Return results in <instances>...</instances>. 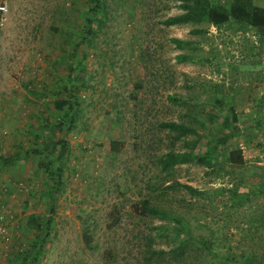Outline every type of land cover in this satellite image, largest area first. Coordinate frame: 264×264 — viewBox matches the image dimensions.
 I'll return each mask as SVG.
<instances>
[{
  "label": "rangeland",
  "instance_id": "374dc122",
  "mask_svg": "<svg viewBox=\"0 0 264 264\" xmlns=\"http://www.w3.org/2000/svg\"><path fill=\"white\" fill-rule=\"evenodd\" d=\"M99 1L87 33V0H0V213L9 235L0 264H15L32 239L27 216L47 212L38 162L58 158L47 148L58 139L63 186L36 264H264V42L235 22L165 25L184 12L177 0ZM70 95L79 104L72 129L41 131L64 114L54 100ZM231 110L237 122L226 127ZM217 139L211 167L162 165L168 152L201 155ZM36 148L42 155L26 154ZM231 150L242 166L228 162ZM144 201L162 214H141Z\"/></svg>",
  "mask_w": 264,
  "mask_h": 264
},
{
  "label": "trees",
  "instance_id": "16d2710c",
  "mask_svg": "<svg viewBox=\"0 0 264 264\" xmlns=\"http://www.w3.org/2000/svg\"><path fill=\"white\" fill-rule=\"evenodd\" d=\"M91 3L90 8L86 12V29L87 33H90L89 26L94 22L95 15H98V10L101 6L99 0H87ZM180 2V7L184 10L183 13L177 16L168 17L164 24L171 26L176 24H182L187 22H208L213 27L219 28L222 25L230 22L238 24H244L250 29H253L258 35L261 41L264 42V7L257 6L254 0H231L227 7H222L216 3H212L211 0H177ZM70 68V67H69ZM69 93V92H68ZM67 93V94H68ZM53 106L57 111H63V116L54 124L40 123L39 128L41 131L49 130L51 133L55 131L62 132V129L66 128V131L72 129L75 123V114L79 106L77 99L70 95L69 98H59L54 100ZM224 126L228 127L230 124L237 122V117L234 110L230 111V115L227 118L222 119ZM162 128L174 130L176 125L172 122L161 123ZM217 142L212 144L201 155L192 156L187 153H174L168 152L164 155L162 165L164 167L172 166L181 162H191L203 166L211 167L213 162V156L217 153V148L220 143H223L222 139H217ZM56 150L59 148L58 158H45L38 162L39 168H41L47 175L49 184L46 190L43 192V196L46 200V214L36 216L30 214L27 216L26 226L33 231V237L27 244L26 248L21 249L17 253L15 258V264H36L44 252V246L50 235V230L53 223V215L55 212V201L58 194L62 190L64 169L62 165L55 166L59 160H62L64 153L66 152L65 141L58 139L52 141L47 148ZM118 145L115 142H111V151H116ZM36 153V155H42L40 149H33L30 152L27 151V155ZM4 164L10 165L12 160L4 159ZM228 162L235 166L243 165V158L239 150H231L228 153ZM141 214L143 215H161L162 212L151 206L148 201H144L141 205ZM87 244L90 242V238H86ZM242 264H255L253 257H245Z\"/></svg>",
  "mask_w": 264,
  "mask_h": 264
},
{
  "label": "built area",
  "instance_id": "2783aa9c",
  "mask_svg": "<svg viewBox=\"0 0 264 264\" xmlns=\"http://www.w3.org/2000/svg\"><path fill=\"white\" fill-rule=\"evenodd\" d=\"M0 11L1 12L6 11V2L0 3ZM16 188H18L19 190H22V188H20V184H18ZM6 223H7L6 218L3 216L2 213H0V239L4 241H7V239L9 238L8 232L6 230L7 229Z\"/></svg>",
  "mask_w": 264,
  "mask_h": 264
}]
</instances>
